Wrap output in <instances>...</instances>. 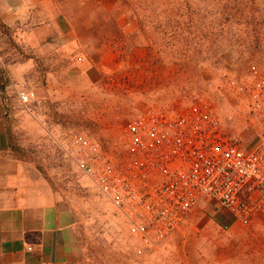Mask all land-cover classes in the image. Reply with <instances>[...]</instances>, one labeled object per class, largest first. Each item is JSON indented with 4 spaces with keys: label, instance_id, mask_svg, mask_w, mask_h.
Wrapping results in <instances>:
<instances>
[{
    "label": "rangeland",
    "instance_id": "374dc122",
    "mask_svg": "<svg viewBox=\"0 0 264 264\" xmlns=\"http://www.w3.org/2000/svg\"><path fill=\"white\" fill-rule=\"evenodd\" d=\"M131 2L62 0L64 20L57 27L0 25L9 148L33 163L72 215L78 254L65 264H264V222L230 226V217L210 202L196 208L160 248L141 250L123 216L63 156L61 140L74 132L94 138L117 159L112 143L134 117L158 105L198 100L212 101L224 130L240 136L245 147L255 141L253 130L233 112L228 80L264 70V0L226 2L256 18L260 43L234 42L251 39V28L232 24L220 53L196 73L131 39L138 29L129 15ZM108 49H116L113 58H103ZM16 91L31 93L34 103L21 106Z\"/></svg>",
    "mask_w": 264,
    "mask_h": 264
},
{
    "label": "built area",
    "instance_id": "2783aa9c",
    "mask_svg": "<svg viewBox=\"0 0 264 264\" xmlns=\"http://www.w3.org/2000/svg\"><path fill=\"white\" fill-rule=\"evenodd\" d=\"M235 116L254 132L245 147L227 133L212 101L158 105L119 131L108 155L102 144L68 132L63 156L123 216L143 251L160 248L201 204L230 217V226L264 222V70L228 80ZM18 103L35 99L16 91Z\"/></svg>",
    "mask_w": 264,
    "mask_h": 264
},
{
    "label": "crops",
    "instance_id": "0c3cea01",
    "mask_svg": "<svg viewBox=\"0 0 264 264\" xmlns=\"http://www.w3.org/2000/svg\"><path fill=\"white\" fill-rule=\"evenodd\" d=\"M60 4L62 0H0V25L15 30L57 27L64 20ZM108 50L103 58L116 55V49ZM7 90L0 89V264H65L78 254L74 221L33 163L10 150L3 100Z\"/></svg>",
    "mask_w": 264,
    "mask_h": 264
},
{
    "label": "trees",
    "instance_id": "16d2710c",
    "mask_svg": "<svg viewBox=\"0 0 264 264\" xmlns=\"http://www.w3.org/2000/svg\"><path fill=\"white\" fill-rule=\"evenodd\" d=\"M227 1L133 0L128 11L138 29L131 39H140L164 59L176 61L184 72L196 73L220 53L232 24L251 28V39L234 42L260 43L256 18L243 16L239 8H227Z\"/></svg>",
    "mask_w": 264,
    "mask_h": 264
}]
</instances>
